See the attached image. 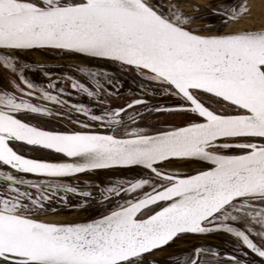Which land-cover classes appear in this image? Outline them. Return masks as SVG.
I'll return each mask as SVG.
<instances>
[{
    "label": "snow or ice",
    "instance_id": "1",
    "mask_svg": "<svg viewBox=\"0 0 264 264\" xmlns=\"http://www.w3.org/2000/svg\"><path fill=\"white\" fill-rule=\"evenodd\" d=\"M185 2L0 0V264H264V11Z\"/></svg>",
    "mask_w": 264,
    "mask_h": 264
},
{
    "label": "rangeland",
    "instance_id": "2",
    "mask_svg": "<svg viewBox=\"0 0 264 264\" xmlns=\"http://www.w3.org/2000/svg\"><path fill=\"white\" fill-rule=\"evenodd\" d=\"M192 2H195V3H200V4H208L210 3V0H186L185 2V5H184V11L185 12H193V9L190 7V4ZM211 2L213 4L215 3H223L225 5H231V4H234L236 2V0H211ZM248 3L252 6V12L253 14L256 16V22L258 23L259 22V15L261 13V11H264V0H248ZM199 23V21L197 22ZM244 23H249L248 21H245ZM47 53L49 52H45V56L48 58L47 56ZM31 55V59L33 61H37V62H49V60H47L46 57H44V55L41 54V52H35V53H32L30 54ZM61 55V56H60ZM59 56H55L54 58H58V57H67V56H64L60 53ZM40 59V61H39ZM75 59L74 57H69V58H66V59H60V60H55V61H51V62H54V63H62V62H66L68 63L69 61ZM66 69H63V70H68L67 67H65ZM62 69H56L55 71H52L54 73H59L61 72ZM111 70V69H110ZM123 88L121 89V91H125L127 89H129L130 86L134 87L133 85V81L131 80L130 77L128 76H125L123 81ZM160 103H165L166 101L163 100V99H160L159 100ZM88 177H81V179H87ZM70 200H73V202H75V198L73 197H70ZM76 215V213L72 212V211H69V210H65L64 212H62L60 215L58 216H49V217H45V219H68V218H71L72 216Z\"/></svg>",
    "mask_w": 264,
    "mask_h": 264
},
{
    "label": "flooded vegetation",
    "instance_id": "3",
    "mask_svg": "<svg viewBox=\"0 0 264 264\" xmlns=\"http://www.w3.org/2000/svg\"><path fill=\"white\" fill-rule=\"evenodd\" d=\"M49 52L47 53V56L48 58L45 56V52ZM46 51H40L42 55H44V57L47 58V60H49V62H45L48 66V68L51 70V71H55L56 69H66V65L68 63L66 62H62V63H54V62H51V61H55V60H60V59H66V58H69V56L67 57H58V58H54L55 56H59L60 55V52L57 51V50H52V49H49V50H46ZM63 55V54H62ZM61 56V55H60ZM40 61V59H39ZM43 61V59H42ZM41 62V61H40ZM112 70V69H111ZM54 73V72H53ZM54 74H57V73H54ZM208 240L210 243L216 245V244H219L221 245V248L225 251L227 250H230V246L226 243H223L221 240L217 239L216 237H208ZM186 245L183 244V243H180V247H185Z\"/></svg>",
    "mask_w": 264,
    "mask_h": 264
}]
</instances>
